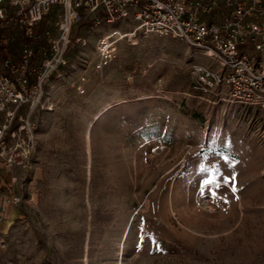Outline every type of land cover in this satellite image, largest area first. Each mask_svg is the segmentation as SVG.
Segmentation results:
<instances>
[{"label":"rangeland","instance_id":"rangeland-1","mask_svg":"<svg viewBox=\"0 0 264 264\" xmlns=\"http://www.w3.org/2000/svg\"><path fill=\"white\" fill-rule=\"evenodd\" d=\"M115 28L128 29L72 30L27 167L0 165V198L21 197L0 221V264H264V109L196 89L192 68L220 65L180 39L139 35L97 70Z\"/></svg>","mask_w":264,"mask_h":264},{"label":"built area","instance_id":"built-area-1","mask_svg":"<svg viewBox=\"0 0 264 264\" xmlns=\"http://www.w3.org/2000/svg\"><path fill=\"white\" fill-rule=\"evenodd\" d=\"M53 9L59 10L55 30L43 29ZM88 17L95 26L125 21L128 27L98 40L97 70L115 60L121 43L134 45L139 35L180 39L220 65L219 70L195 65L196 89L206 95L226 90L221 100L264 109V0H0L2 169L27 167L44 84L64 64L72 30ZM16 41L17 51L10 47ZM43 43L49 48H40ZM79 43L88 46L86 39ZM44 58L43 66L30 69L32 60ZM20 203L18 194H3L0 221Z\"/></svg>","mask_w":264,"mask_h":264},{"label":"crops","instance_id":"crops-1","mask_svg":"<svg viewBox=\"0 0 264 264\" xmlns=\"http://www.w3.org/2000/svg\"><path fill=\"white\" fill-rule=\"evenodd\" d=\"M2 169V168H1ZM4 225H6L5 223H2L1 226L3 227Z\"/></svg>","mask_w":264,"mask_h":264}]
</instances>
